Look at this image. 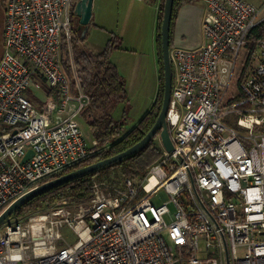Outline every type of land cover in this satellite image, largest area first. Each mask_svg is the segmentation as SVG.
I'll use <instances>...</instances> for the list:
<instances>
[{
	"label": "built area",
	"instance_id": "2783aa9c",
	"mask_svg": "<svg viewBox=\"0 0 264 264\" xmlns=\"http://www.w3.org/2000/svg\"><path fill=\"white\" fill-rule=\"evenodd\" d=\"M205 1V43L171 48L173 149L158 136L164 154L137 187L127 178L125 191L113 193L95 182L84 201L5 223L0 264H227L226 251L229 264H264V38L247 66L245 53L264 16L247 0ZM75 2L5 1L0 213L100 149L77 120L90 98L71 52ZM42 85L57 96L44 106L30 98Z\"/></svg>",
	"mask_w": 264,
	"mask_h": 264
},
{
	"label": "trees",
	"instance_id": "16d2710c",
	"mask_svg": "<svg viewBox=\"0 0 264 264\" xmlns=\"http://www.w3.org/2000/svg\"><path fill=\"white\" fill-rule=\"evenodd\" d=\"M196 1L197 0H174L170 26V48L173 45L175 21L180 7ZM163 4L164 0H160L156 21L158 91L147 112L131 129L119 138L118 136L121 134L123 124L119 120L114 119L110 108L114 103L126 99V90L125 81L116 64L111 61L110 53L114 48L120 46L109 39L100 51L95 52L86 45L78 46V39L74 36L72 40L73 63L81 89L90 98L89 105L84 112H87L90 117L88 123L92 131V136L97 141V145H100V149L92 157L81 161L77 165L65 170L63 173L125 150L142 139L155 123L161 109L164 83L160 36ZM72 16L73 18L76 17L73 12ZM75 32L74 29V33ZM262 38H264V18L260 20L247 35L245 48L247 56L246 66L256 56L258 42ZM62 49L64 53V69L68 76L72 77L70 57L65 42L63 43ZM245 70L240 73L239 81H242ZM42 87L47 96L44 100L33 93H30V98L34 102L43 103L42 106H44V101L47 100V98L56 100L57 96L44 85H42ZM163 154V148L160 146L157 139L153 138L141 151L112 166L103 168L93 174L79 177L32 198L20 206L10 218L13 217L18 219L21 218L20 216L22 215L40 212L55 204L63 202L84 201L90 197L92 186L97 181L107 183L109 189H111L113 193L125 191V179L127 178L132 181L136 180L135 183L137 187L147 174L148 169L153 164L157 163L162 158ZM140 191L141 190H139V192Z\"/></svg>",
	"mask_w": 264,
	"mask_h": 264
},
{
	"label": "rangeland",
	"instance_id": "374dc122",
	"mask_svg": "<svg viewBox=\"0 0 264 264\" xmlns=\"http://www.w3.org/2000/svg\"><path fill=\"white\" fill-rule=\"evenodd\" d=\"M5 1L0 0V57L4 48ZM247 1L260 7L264 16V0ZM159 3L160 0H93L92 19L85 38L80 39L81 30L75 32L78 46L86 45L94 50H99L105 46L109 39L120 46L114 48L110 53L111 61L116 64L125 81L126 90V99L114 103L110 108L114 119L123 124L118 138L131 129L147 112L158 91L156 21ZM205 4V0H197L194 3L198 9H203ZM73 19V27L76 29L78 18L74 17ZM200 26L195 31L188 30V27L184 30V34L179 35L178 38H175L174 32L173 45L183 48H195L202 45L204 36ZM173 45L171 48L174 47ZM32 89L34 90L35 87H32ZM38 94L41 99H44V90L38 91ZM77 120L88 141L91 142L94 138L88 123L90 120L88 113L83 112L82 115L77 117ZM155 138L157 139L158 136ZM102 183L109 188L107 183ZM151 200L155 204L161 202L157 195L152 196ZM74 203L69 202L73 205ZM33 214L35 212L22 215L18 219H27ZM18 219L13 217L8 219L0 225V229L4 228L5 223ZM63 233L68 241L74 240L75 236L72 230L66 228ZM201 243H203V240H201ZM242 252L243 250L239 249V253Z\"/></svg>",
	"mask_w": 264,
	"mask_h": 264
},
{
	"label": "water",
	"instance_id": "95a60500",
	"mask_svg": "<svg viewBox=\"0 0 264 264\" xmlns=\"http://www.w3.org/2000/svg\"><path fill=\"white\" fill-rule=\"evenodd\" d=\"M174 0H164L163 4V16L160 25V36H161V52H162V60H163V75H164V83H163V97L160 112L157 116V119L150 130L144 135L142 139H140L135 144L126 148L125 150L111 155L109 157L97 160L93 163L84 165L82 167L76 168L69 172H65L57 177H54L50 180H47L35 188L29 190L24 193L16 200H14L9 206H7L0 213V225L6 222L12 214L27 201L32 198L45 193L49 190H52L60 185L73 181L79 177H83L85 175L93 174L103 168L108 166H112L134 154L141 151L153 138L156 136L160 137V141L162 146L166 151H171L173 149V143L170 137L168 124H167V112L170 105L172 84H173V63L171 58V48H170V26H171V18L173 11ZM92 6L93 0H76L73 13L78 18V25L75 31L81 30L80 39L83 40L87 33V29L89 23L92 18ZM16 130H14L15 133ZM32 151L29 150L27 154L23 157L22 162L26 161ZM227 264H229V256L226 251Z\"/></svg>",
	"mask_w": 264,
	"mask_h": 264
},
{
	"label": "crops",
	"instance_id": "0c3cea01",
	"mask_svg": "<svg viewBox=\"0 0 264 264\" xmlns=\"http://www.w3.org/2000/svg\"><path fill=\"white\" fill-rule=\"evenodd\" d=\"M138 1H145V0H138ZM194 3H188V4H185V5L180 7L176 21H175V28H174L175 38H178L179 35L182 36L184 34V30L188 29V27H189L188 30H190V31L197 30L199 28L200 24H201L200 27L202 28V32H203V27H202L203 22L207 17V3L203 6V9H200V8L198 9V7L194 5ZM203 36H204V33H203ZM151 41L153 42V40H151ZM205 41H206V39L204 36L203 44L205 43ZM87 47L89 48V46H87ZM89 49H91L95 52H98L102 48L99 50H94L90 47ZM45 97H46V95H45ZM45 97H44V99H45Z\"/></svg>",
	"mask_w": 264,
	"mask_h": 264
},
{
	"label": "flooded vegetation",
	"instance_id": "af4514ba",
	"mask_svg": "<svg viewBox=\"0 0 264 264\" xmlns=\"http://www.w3.org/2000/svg\"><path fill=\"white\" fill-rule=\"evenodd\" d=\"M74 20V19H73Z\"/></svg>",
	"mask_w": 264,
	"mask_h": 264
}]
</instances>
